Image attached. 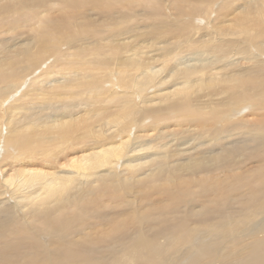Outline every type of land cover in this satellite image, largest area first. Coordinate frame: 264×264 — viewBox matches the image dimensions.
<instances>
[{
    "label": "bare ground",
    "instance_id": "bare-ground-1",
    "mask_svg": "<svg viewBox=\"0 0 264 264\" xmlns=\"http://www.w3.org/2000/svg\"><path fill=\"white\" fill-rule=\"evenodd\" d=\"M130 1L0 3V264H264V0L239 30L238 0H171L186 18L157 11L146 33ZM95 4L134 39L95 34ZM221 10L223 31L201 25ZM54 81L59 104L30 121L23 100Z\"/></svg>",
    "mask_w": 264,
    "mask_h": 264
},
{
    "label": "rangeland",
    "instance_id": "rangeland-1",
    "mask_svg": "<svg viewBox=\"0 0 264 264\" xmlns=\"http://www.w3.org/2000/svg\"><path fill=\"white\" fill-rule=\"evenodd\" d=\"M3 1H5V0H3ZM144 1V2H143ZM146 1V2H145ZM151 0H142L140 3H139V5H138V3H135V2H132V1H130V2H128V4H125V5H123V6H121V7H123L124 9H123V11H130L129 13H131V14H136L137 16H129V21H130V23H132L133 25H135V24H137L139 27H138V29L140 30V31H143V33H146V32H152L153 30H154V27L151 25V23L152 22H154V20L152 21L151 19H149V16H150V14H155V13H157V11H158V15H159V13H161L160 15H159V17H161L160 19H164L165 20V22H171V23H173V21L172 20H174V19H183V18H186V16L184 17V16H179V15H177L176 13L178 12V11H176L175 10V8L176 7H174L172 4H171V7H170V3H171V0H169V3H168V0H164V1H166L167 3H163L162 1H160V0H155V1H157V2H155L154 3V0H152L153 1V3L151 2V3H149V5L151 6V7H149V5H147L146 3H148V2H150ZM159 1V2H158ZM2 2V0H0V3ZM162 2V3H161ZM217 2L219 3V0H217ZM253 2H255V1H253ZM253 2H251L250 0H238V1H236V3H235V5L237 4V6L235 7V5H234V7H233V9L232 10H234V12L232 13V14H229L228 16H225V11L224 10H221L222 12H220L219 11V13H218V19L216 18L213 22H206L205 21V19L203 18V17H201L200 18V20H201V25H204L205 23H206V25H204V26H206V27H208V26H210V24L211 25H213V27H216V29H219L220 27H221V30L223 31V29H224V25H221L220 23H222V24H224L223 22H221L225 17H227V24L225 23V25H228V26H230V25H233L235 28H233V29H235V30H239V29H242V25L241 24H239V22H242L241 20H240V17H241V15H242V13H243V8L246 6V7H248L249 9H250V7H251V5L254 7L255 5H256V7H260L261 6V3H259V2H261V0H259V1H256L257 2V4L256 3H253ZM264 2V1H263ZM263 2H262V4H263ZM54 2H51L50 3V5L52 4V6H50L51 8H53V14L54 15H57L58 13H60L59 12V7H60V5H57L58 4V2H56L57 4H53ZM60 3V2H59ZM134 3V4H133ZM144 3V4H143ZM238 3H240V4H238ZM246 3V4H245ZM120 4H122V3H118L117 4V6H119ZM138 5L137 7L135 6V5ZM153 4H156L157 6H154ZM165 6H164V5ZM129 5V6H128ZM145 5V6H144ZM147 5V6H146ZM59 6V7H58ZM115 6V5H114ZM114 6H112V7H104V6H100V5H98V4H95V5H88L87 7V9L89 10V12H85V9H81L80 11V20L82 21V20H84V21H86L87 23H89V24H91L92 23V26H90V27H92V29L93 30H95V34H97L99 37H101V35H102V38H103V40L105 41V40H107L108 38H114V39H117L116 37H112L111 35L114 33V32H116V31H121V32H126V30L124 29V28H122L123 26H126L125 24H119L117 21H115V19L113 18V16H115V15H117L118 14V8H117V6L116 7H114ZM154 6V7H153ZM168 6L171 8V12H170V10L169 11H166L165 9H163V8H168ZM157 7V8H156ZM237 7H239L238 8V11L240 12V13H238L237 11H236V8ZM58 8V9H57ZM77 9H79L78 7H76ZM134 8V9H133ZM135 8H136V11H138V13H136L135 12ZM142 8H145L144 10L142 9ZM147 8V9H146ZM149 8V9H148ZM151 8H152V10H151ZM131 9V10H130ZM138 9V10H137ZM141 9V10H140ZM140 10V11H139ZM145 10H147L146 12H145ZM149 10V11H148ZM161 10H164L166 13H164V11H161ZM224 11V12H223ZM56 12H57V14H56ZM143 12V13H142ZM87 13V14H86ZM89 13L91 14V18H89L88 16H89ZM224 13V14H223ZM162 15V16H161ZM174 15L176 16V18H174ZM256 15V14H255ZM46 16H48L49 17V15H46ZM143 16H144V18H143ZM164 16V17H163ZM215 16V13H213L212 15H211V17H210V21H211V19H212V17H214ZM223 16H225V17H223ZM230 16V17H229ZM234 16V17H233ZM236 16V17H235ZM136 17H137V19H136ZM139 17V18H138ZM142 17V18H141ZM163 17V18H162ZM133 18V19H132ZM167 18V19H166ZM221 20H220V19ZM223 18V19H222ZM238 18V19H237ZM149 19V21H147V20ZM171 19V20H170ZM199 19V18H198ZM204 19V20H203ZM257 19V17L255 18V20ZM132 20V21H131ZM136 20V21H135ZM141 20V21H140ZM143 20L145 21L143 24H142V22H143ZM217 20H219V22L217 21ZM27 21V20H26ZM24 22V23H27L26 25H27V27H25V29L24 28H19V30H20V32H25L26 33V31H27V33L25 34V36L27 35V34H33L34 32L33 31H35L34 30V27H36L37 25H38V23L36 22V20H33V21H31V22ZM185 21H187V20H185ZM217 21V22H216ZM229 21V22H228ZM107 22V23H106ZM136 22V23H135ZM139 24H138V23ZM169 22V23H170ZM175 22V21H174ZM230 22H234V24H232V23H230ZM30 23V24H29ZM104 23V24H103ZM146 23V24H145ZM180 23H184V22H180ZM218 23V24H217ZM230 23V24H229ZM238 23V24H237ZM103 24V25H102ZM174 24V23H173ZM219 26V27H217V25ZM243 24H245V25H247L246 23H244L243 22ZM25 25V24H24ZM141 25V26H140ZM144 25V26H143ZM149 25V26H148ZM96 26V27H95ZM120 26V27H119ZM122 26V27H121ZM147 28H146V27ZM151 26V27H150ZM227 26V27H228ZM108 27H110V29L108 28ZM143 27V28H142ZM165 27V28H164ZM163 27V29H162V31H161V29L159 30L160 32H159V34H158V41H161V40H163L165 37L167 38L168 37V39H167V42L169 41H174V40H176V39H178V37L177 36H171L170 38H169V35L170 34H172L173 33V31H175V29H176V26L175 25H172V27L171 26H164ZM170 27V28H169ZM223 27V28H222ZM238 27H239V29H238ZM241 27V28H240ZM152 28V30H150V29ZM27 29V30H26ZM102 29V30H101ZM26 30V31H25ZM31 30H32V32H31ZM99 30H100V32H99ZM109 30V31H108ZM149 30V31H148ZM213 30H214V28H213ZM98 31V32H97ZM99 33H101V34H99ZM105 33V34H104ZM108 33V34H107ZM191 33V31H187L186 33H184L182 36L183 37H181L180 36V40L182 41L183 40V38L187 35V34H190ZM215 33H218V34H220V32H218V30H215ZM125 34H127V36H129V37H131L130 39H134V36H131V34L130 33H128V32H126V33H124V35L123 36H125ZM157 35V34H156ZM156 35H155V32H154V34H153V37L152 38H155L156 37ZM168 35V36H167ZM88 36V35H87ZM108 37V38H106V37ZM111 36V37H110ZM105 37V38H104ZM26 38H27V36H26ZM151 38V39H152ZM19 40V39H18ZM20 41H23V39H21L20 38ZM79 41V40H78ZM78 41L76 42V43H78ZM85 42H89V41H85ZM83 40H80L79 41V43L80 44H82V43H85ZM78 43V45L77 46H79L80 44ZM166 43V42H165ZM141 45V44H140ZM142 45H144V44H142ZM139 46V45H138ZM249 47V46H248ZM250 48V47H249ZM253 50H249L248 52H246V53H243V54H239V55H235V56H233L232 58H231V60H233L234 62L235 61H238V64H240V60H241V58H242V60L244 59V57L245 58H250V57H252V56H254V55H256V53H254V52H252ZM209 56V55H208ZM240 58V59H239ZM211 59V58H210ZM239 59V60H238ZM246 61V59H244V62ZM168 70L169 69H167V71L163 74V76H165L167 73H168ZM58 75V74H57ZM60 78V77H59ZM61 79V78H60ZM63 81V80H62ZM61 88H63V87H60L59 86V84L56 82V84H55V81L54 82H51V84L50 85H48V87L44 90V92L41 94V95H39V96H36V98L34 99V100H32V101H30L31 99H32V96H31V99H29L28 97L26 98L27 99V101H29V103L26 105V103H25V101L23 100V106L22 107H24L23 108V110H21V111H23V114L31 121V118H32V116L39 110V109H43V112L41 113L42 114V121L43 120H46L47 118H48V114H49V112H51L50 110H52V109H49V107H47L49 104H52V105H57V104H59V101H58V99H52V98H50V97H52V96H54V93L57 91V90H59V89H61ZM82 88V85L81 84H78V83H73L72 84V86L71 87H66L65 89H68V90H71L72 91V94H75L76 92H78L80 89ZM64 89V88H63ZM62 96V100H66V102H70V104H71V101H70V95H61ZM80 98V97H79ZM88 98V97H87ZM29 99V100H28ZM81 99V98H80ZM31 102V103H30ZM20 103V102H19ZM7 104V103H6ZM9 104H11V103H9ZM72 105V104H71ZM26 107V108H25ZM80 107H82V106H80ZM73 108V105L71 106V108H65L67 111H69L70 109H72ZM191 197L192 196H190V197H188V198H190L191 199ZM189 199V200H190ZM191 202V201H190ZM47 238H49V237H46L45 236V240L46 241H48V239ZM187 247V245H184L183 246V248H186ZM198 249L199 248H192V255H194V254H196L197 253V251H198Z\"/></svg>",
    "mask_w": 264,
    "mask_h": 264
}]
</instances>
